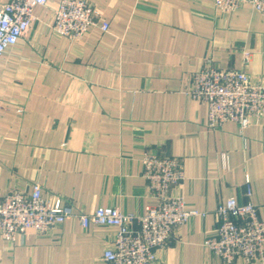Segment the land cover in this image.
Returning <instances> with one entry per match:
<instances>
[{"label": "crops", "instance_id": "0c3cea01", "mask_svg": "<svg viewBox=\"0 0 264 264\" xmlns=\"http://www.w3.org/2000/svg\"><path fill=\"white\" fill-rule=\"evenodd\" d=\"M59 1L34 8L0 59V199L37 183L74 217L47 234L0 238V264H106L115 229H84L77 216L153 205L144 152L178 160L185 179L170 195L206 213L174 228L153 264H224L202 245L216 206L250 202L264 222V117L242 134L230 122L211 130L206 105L187 92L190 76L209 67L264 86V16L249 5L221 13L213 0H84L109 29L71 40L52 30Z\"/></svg>", "mask_w": 264, "mask_h": 264}, {"label": "built area", "instance_id": "2783aa9c", "mask_svg": "<svg viewBox=\"0 0 264 264\" xmlns=\"http://www.w3.org/2000/svg\"><path fill=\"white\" fill-rule=\"evenodd\" d=\"M49 2L10 0L0 7V59L29 29L34 8ZM243 5L264 16V0H213L214 8L221 13H233ZM96 15L84 0H60L54 9L52 30L71 40L83 37L90 27L108 32V23H97ZM244 59L247 61V54ZM187 93L206 105V124L211 130L230 122L242 134L252 119L264 117V86L252 83L242 71L204 68L190 76ZM140 163L153 205L146 206L141 215L105 207L77 216L84 229L90 225L115 229L111 247L102 253L106 264H153L156 251L166 244L174 228L206 216L186 209L180 197L170 195L171 188L181 186L185 179L178 160L144 152ZM246 183L245 195L250 197L247 179ZM213 215L216 229L202 243L208 252L224 264L238 258L245 262L264 261V222L259 220L252 203L228 198L216 206ZM71 217L72 211L59 199L45 201L41 186L34 183L27 194L14 192L0 199V238L14 242L28 231L47 234Z\"/></svg>", "mask_w": 264, "mask_h": 264}]
</instances>
